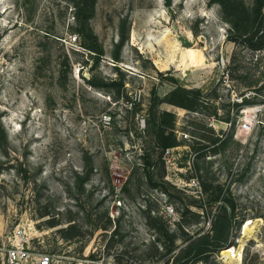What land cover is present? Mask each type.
I'll use <instances>...</instances> for the list:
<instances>
[{
    "label": "rangeland",
    "instance_id": "374dc122",
    "mask_svg": "<svg viewBox=\"0 0 264 264\" xmlns=\"http://www.w3.org/2000/svg\"><path fill=\"white\" fill-rule=\"evenodd\" d=\"M81 1L0 0V243L173 264L214 227L200 264H264V0H94L80 16L99 60Z\"/></svg>",
    "mask_w": 264,
    "mask_h": 264
},
{
    "label": "trees",
    "instance_id": "16d2710c",
    "mask_svg": "<svg viewBox=\"0 0 264 264\" xmlns=\"http://www.w3.org/2000/svg\"><path fill=\"white\" fill-rule=\"evenodd\" d=\"M90 7V11L93 10L94 0L89 3L87 0H82L78 3V11L77 16L80 25V31L84 36L85 47L92 54L95 53L97 60L104 54V49L99 41L98 36L94 33V31L90 28L88 22L84 21L81 18L80 13L82 10L88 6ZM227 2H221L224 12L237 14L239 11L246 12V6L243 0H233L230 2V8L227 6ZM245 24L242 20L236 19L232 21V28L238 34H249L248 31L242 32ZM260 31V29H258ZM258 33V32H257ZM247 37V36H246ZM248 38V37H247ZM252 41V39L248 38ZM262 43H264V29L263 32L258 36V44H253L255 49L262 48ZM120 46V44H119ZM179 90L173 91L171 103L176 105H184L182 101H178L176 99L177 92ZM185 93H192V91L182 90ZM196 98V97H195ZM164 116H166V120L161 123V136H162V147L163 149H167L170 147L178 146L177 137L174 132V122L172 119L173 114L169 111L164 112ZM224 121L232 124L230 117H227ZM222 236L221 230L217 228H212L210 231L205 232H195L191 233L190 231L186 232V236L183 239V243L181 245H173L172 250H177L176 257L174 259L173 264H200L208 254V252L218 250L222 245Z\"/></svg>",
    "mask_w": 264,
    "mask_h": 264
},
{
    "label": "built area",
    "instance_id": "2783aa9c",
    "mask_svg": "<svg viewBox=\"0 0 264 264\" xmlns=\"http://www.w3.org/2000/svg\"><path fill=\"white\" fill-rule=\"evenodd\" d=\"M74 40H77V36H74ZM166 151L169 153L170 148H167ZM15 234H21V232L18 230ZM16 237L17 241L13 242L11 246L5 247L0 243L1 264H65V262L60 259V256L46 251L34 252L27 239L19 238L20 236ZM99 263L98 260L86 258L83 259L82 262L76 264ZM69 264L74 263L71 262Z\"/></svg>",
    "mask_w": 264,
    "mask_h": 264
},
{
    "label": "bare ground",
    "instance_id": "6f19581e",
    "mask_svg": "<svg viewBox=\"0 0 264 264\" xmlns=\"http://www.w3.org/2000/svg\"><path fill=\"white\" fill-rule=\"evenodd\" d=\"M226 258H227V261H226L227 264H236L235 261L232 258H230L229 256Z\"/></svg>",
    "mask_w": 264,
    "mask_h": 264
}]
</instances>
